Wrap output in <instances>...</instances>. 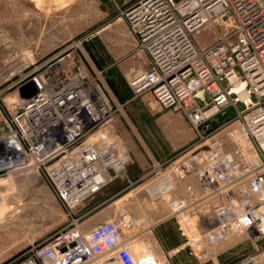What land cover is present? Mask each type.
I'll return each instance as SVG.
<instances>
[{
  "label": "built area",
  "instance_id": "1",
  "mask_svg": "<svg viewBox=\"0 0 264 264\" xmlns=\"http://www.w3.org/2000/svg\"><path fill=\"white\" fill-rule=\"evenodd\" d=\"M124 15L149 61L130 87L180 112L196 137L166 165L151 197L166 203L191 243L211 245L240 231L263 238L264 0H138ZM217 20L232 38L199 47L195 33ZM58 61L21 64L3 78L15 77L7 96L0 89V205L11 174H38L70 210L127 176L133 158L113 127L119 106L88 80L79 59ZM180 181L184 196L176 194ZM83 215L0 264H160L134 253L137 234L126 228L131 219L122 207L88 230L80 228ZM228 264L261 263L244 255Z\"/></svg>",
  "mask_w": 264,
  "mask_h": 264
},
{
  "label": "rangeland",
  "instance_id": "2",
  "mask_svg": "<svg viewBox=\"0 0 264 264\" xmlns=\"http://www.w3.org/2000/svg\"><path fill=\"white\" fill-rule=\"evenodd\" d=\"M138 0H88L70 2L52 14L34 8L27 0H0V89L15 79L3 78L21 64L38 65L54 57L64 64L77 58L88 80L100 84L116 110V132L121 141H131L137 153L145 156L144 166L132 161L126 177L107 185L83 207L67 209L56 199L44 179L34 172L11 174L3 185L0 205V263L20 254L30 243L43 240L80 214V228H89L119 215V207L131 221L126 228L136 232L132 249L137 256L153 254L160 264H228L244 255H252L264 264V237L237 232L211 244L191 243L179 229L166 203L150 195L151 185L166 165L196 144L195 132L180 113L158 106L150 93H134L131 78L149 69L147 55L129 29L126 9ZM106 13L103 17V13ZM123 19L133 38L132 48L115 64L98 42V31L113 17ZM86 23V24H85ZM78 29L76 33H66ZM80 29V30H79ZM233 33L223 21L206 23L195 33V43L204 47ZM129 62L128 65H125ZM125 63V64H124ZM56 64V63H55ZM125 65V66H124ZM32 66L28 67L29 70ZM128 149V145H126ZM150 154V158H149ZM143 161V160H142ZM141 161V164L143 163ZM134 173V175H132ZM189 179V178H188ZM188 179L186 182H189ZM185 181L176 194L187 192ZM195 192L199 191L196 180ZM190 183V182H189ZM125 230V229H124Z\"/></svg>",
  "mask_w": 264,
  "mask_h": 264
},
{
  "label": "crops",
  "instance_id": "3",
  "mask_svg": "<svg viewBox=\"0 0 264 264\" xmlns=\"http://www.w3.org/2000/svg\"><path fill=\"white\" fill-rule=\"evenodd\" d=\"M27 1H30L31 5L34 8L40 9L42 11H47V13L50 15L57 8L65 7V5L70 2H84L86 3L85 6H87L88 0H27ZM105 14L106 13L104 12L102 16L105 17L106 16ZM77 30L78 29L76 30L71 29L66 31V33H73V32L76 33ZM98 32L101 33L99 35L98 42L105 48L111 59H113V61L110 62V64H115L118 59L124 57L126 53L132 48L133 38L130 32L128 31L123 19L118 16L113 17L109 21V23H107L104 27H102ZM128 64L129 62H126L125 65ZM113 127L115 130L116 127H118V122L116 121V119H114L113 121ZM124 142L126 145H128L127 146L128 150L133 158L132 161L137 162L139 167L144 166V163L146 162L145 156H143L142 159L141 154L137 153L134 146L131 144V141H124ZM149 158H150V154H149ZM141 161L143 162L142 164ZM132 175H134V173ZM192 180L194 179L192 178L188 179V181L192 183V185L195 188L194 185L195 183H193Z\"/></svg>",
  "mask_w": 264,
  "mask_h": 264
},
{
  "label": "bare ground",
  "instance_id": "4",
  "mask_svg": "<svg viewBox=\"0 0 264 264\" xmlns=\"http://www.w3.org/2000/svg\"><path fill=\"white\" fill-rule=\"evenodd\" d=\"M185 9H186V12H188L190 9L193 10V6H188V7H186ZM187 16H189V15H187ZM187 16H186V17H187ZM186 23H187V22H186ZM188 24H190V26H191V25H192V21L189 20V21H188ZM6 181H8L7 178H5V179L3 180V183L5 184Z\"/></svg>",
  "mask_w": 264,
  "mask_h": 264
}]
</instances>
